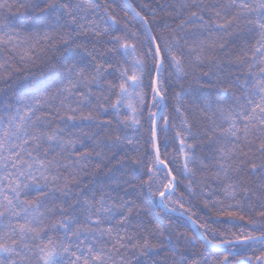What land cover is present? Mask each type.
<instances>
[{
	"label": "snow or ice",
	"instance_id": "snow-or-ice-1",
	"mask_svg": "<svg viewBox=\"0 0 264 264\" xmlns=\"http://www.w3.org/2000/svg\"><path fill=\"white\" fill-rule=\"evenodd\" d=\"M125 4L0 0V264H264V0Z\"/></svg>",
	"mask_w": 264,
	"mask_h": 264
},
{
	"label": "trees",
	"instance_id": "trees-1",
	"mask_svg": "<svg viewBox=\"0 0 264 264\" xmlns=\"http://www.w3.org/2000/svg\"><path fill=\"white\" fill-rule=\"evenodd\" d=\"M134 4L137 6V7H141L142 5L144 4H149L150 7H156V4H157V0H133ZM159 3L161 4H164V3H168V4H171L173 2V0H158ZM117 4L120 5V7L118 8V13H119V16L123 22V16H124V12L125 11H128V9L126 8V6L122 3L121 0H117ZM160 15L162 16L163 15V12L161 11L160 12ZM130 17H131V13H130ZM133 23H136V21H133ZM169 23H171V21L169 20ZM190 81L188 80H185L184 81V86L187 87L188 84H189ZM175 90H179V87L177 86V88ZM11 93L9 92V95ZM172 100L170 99L169 100V105H170V108L169 110L171 111V104H172ZM171 149H169L170 151ZM146 159V158H145ZM200 216L202 217H209L210 220L209 222L211 223L213 220H215V217H211V214L207 212V210H203L199 213ZM145 221L147 222L149 219L151 220V225H149L150 227L151 226H155V225H160L161 227H166L167 224H168V220L165 219L158 211H155V212H151L147 217H144ZM213 227H217V225L215 223H213L212 225ZM219 227L221 228H231L232 225L231 224H223V225H219ZM188 228H191V226H187V228L185 227H181V228H178L177 230L178 231H187ZM173 245H174V241H173ZM178 250V249H177ZM260 254V250L258 248V250H256L255 252H249V253H246L245 254V258L248 256V255H259ZM168 256L169 259L167 261V264H172V261H171V256L173 255V252L171 250V246L169 248V250L167 251V253L165 252H161L160 255L157 257L158 260H161L163 259L165 256ZM208 260L211 261L212 259V255H209L208 257Z\"/></svg>",
	"mask_w": 264,
	"mask_h": 264
},
{
	"label": "water",
	"instance_id": "water-1",
	"mask_svg": "<svg viewBox=\"0 0 264 264\" xmlns=\"http://www.w3.org/2000/svg\"><path fill=\"white\" fill-rule=\"evenodd\" d=\"M122 1V3L126 6V4H125V0H121Z\"/></svg>",
	"mask_w": 264,
	"mask_h": 264
}]
</instances>
